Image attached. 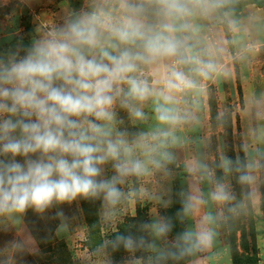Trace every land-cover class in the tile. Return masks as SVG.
Masks as SVG:
<instances>
[{
	"label": "rangeland",
	"instance_id": "obj_1",
	"mask_svg": "<svg viewBox=\"0 0 264 264\" xmlns=\"http://www.w3.org/2000/svg\"><path fill=\"white\" fill-rule=\"evenodd\" d=\"M219 1H189L182 23L168 19L180 48L175 56L140 66L137 74L152 89L146 100L133 102L143 117L114 106V135L124 134L130 158L142 161L144 171L121 179L115 204L102 196L79 197L43 212L0 215V264H264V7L250 5L236 19L217 9ZM128 3L143 7L147 25L163 20L158 11L164 0H0V54L17 37L33 41L97 8L119 21ZM174 70L190 86L167 90ZM162 94L170 97L166 106L174 122L156 118ZM225 160L231 161L227 169ZM245 171L254 177L250 184L239 181ZM115 174L109 162L100 178ZM217 185L229 200L212 199ZM139 210L144 239L125 248L114 235ZM90 211L99 225L92 235ZM161 220L170 229L157 237L149 226ZM202 227L213 233L210 244L194 247L183 240ZM52 231L54 255L40 248Z\"/></svg>",
	"mask_w": 264,
	"mask_h": 264
},
{
	"label": "clouds",
	"instance_id": "obj_2",
	"mask_svg": "<svg viewBox=\"0 0 264 264\" xmlns=\"http://www.w3.org/2000/svg\"><path fill=\"white\" fill-rule=\"evenodd\" d=\"M126 8L127 15L116 22L103 8L81 13L48 28L29 45L0 54V215L12 217L30 208L43 212L79 197L102 196L115 204L121 179L144 171L142 161L130 158L132 146L124 134L114 135L113 109L119 103L135 118L143 117L133 102L146 100L152 89L137 74L139 68L177 55L180 42L171 35L176 28L167 21L189 10L182 0H164L158 11L163 20L153 27L144 23L141 5ZM190 83L174 70L165 87ZM162 101L154 109L156 118L174 122L177 117L166 106L170 97L162 94ZM109 162L116 174L101 179ZM230 164L225 160L222 166ZM253 179L247 171L239 176L243 184ZM212 199L222 203L230 195L217 185ZM210 221L205 217V223ZM149 227L157 237L170 229L164 220ZM212 236L202 227L194 236L185 233L183 240L200 247L210 244ZM117 240L125 248L136 243L132 237Z\"/></svg>",
	"mask_w": 264,
	"mask_h": 264
},
{
	"label": "trees",
	"instance_id": "obj_3",
	"mask_svg": "<svg viewBox=\"0 0 264 264\" xmlns=\"http://www.w3.org/2000/svg\"><path fill=\"white\" fill-rule=\"evenodd\" d=\"M189 1L202 2L204 0H182V3L186 5V3ZM250 5H254L258 8H263L264 0H220L216 3V7L220 12L231 14L236 19H240L242 17L243 10ZM178 22H183L181 16L178 17ZM31 42L32 40L29 38L17 37L12 43V49L27 46ZM5 54H7V52ZM140 213L141 211L139 210L135 218L127 219V221L123 224L125 227L123 226L119 228V234L114 235V237H132L135 242L144 239L142 229V218ZM90 215L92 224L91 227H89V230L90 234L92 235L94 234L95 230L99 225L97 213L95 211H90ZM53 237L54 233L52 231L48 234V236L45 237L46 241L44 240V243H40V248L43 249L45 253H50L54 255L56 252L54 251Z\"/></svg>",
	"mask_w": 264,
	"mask_h": 264
}]
</instances>
